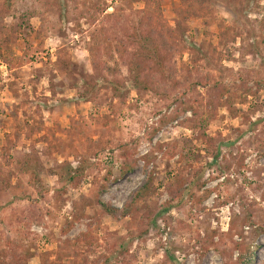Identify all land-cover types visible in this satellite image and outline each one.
I'll return each mask as SVG.
<instances>
[{
	"label": "rangeland",
	"instance_id": "obj_1",
	"mask_svg": "<svg viewBox=\"0 0 264 264\" xmlns=\"http://www.w3.org/2000/svg\"><path fill=\"white\" fill-rule=\"evenodd\" d=\"M251 3L250 30L216 1L13 0L0 10V167L11 171L10 184L0 182V264H161L167 253L178 264H237L236 244L250 245L252 264H264V0ZM145 8L174 45L181 84L169 99L140 94L122 59L110 58L122 23ZM97 42L119 68L124 98L85 86L96 76L89 49ZM211 77L228 90L219 105ZM182 93L203 113L152 134ZM124 152L136 165L122 175ZM28 157L39 163L47 199L18 169ZM60 165L86 168L67 182L53 172ZM109 172L102 199L117 207L153 173V192L133 217L102 211ZM179 175L194 184L172 198ZM38 215L43 223H32Z\"/></svg>",
	"mask_w": 264,
	"mask_h": 264
},
{
	"label": "trees",
	"instance_id": "obj_2",
	"mask_svg": "<svg viewBox=\"0 0 264 264\" xmlns=\"http://www.w3.org/2000/svg\"><path fill=\"white\" fill-rule=\"evenodd\" d=\"M198 3H204L205 1H216L219 5L225 8L233 17L236 22H238L242 27L251 29V22L247 17L248 11L252 10V0H248L245 7L237 5L234 0H196ZM13 0H0V10L2 12L9 11ZM109 16L114 13H108ZM137 21L129 24L125 21L122 23L123 27L121 30V38L119 39V45L117 46V55L110 56L111 59H116L120 57L122 62L126 64L128 75L132 81L133 87L140 93H146L148 91L154 94L160 95L165 99L172 97L170 90H177L179 87L180 79L178 76V68L174 61V45L167 37V29L163 24L162 20L158 18L149 8H145L143 15H138ZM101 29L103 32L106 31V27L102 25ZM102 43V42H101ZM100 43V44H101ZM99 42L93 47H90V52L93 57V67L96 71V76L92 77L89 82L85 83L91 93L100 90L101 88L110 89L114 97L124 98L128 93L127 85L124 81L118 79L117 74L119 68L110 65L108 60L102 58V49ZM195 59L194 61H196ZM5 62L10 66L11 58L5 57ZM108 73L113 76L109 77ZM188 74L191 77L193 75V68L188 70ZM187 74L186 80H189L190 76ZM214 82L215 77H211ZM201 77L198 75L196 77V84H201ZM176 92V91H175ZM227 88L223 87L219 81L210 83L209 93L212 97V102L220 104L221 100L227 94ZM88 97L87 100H89ZM174 98V97H173ZM172 98V99H173ZM175 106L170 114H165L160 118L159 125L153 128V133L159 131L163 126L178 120L182 115L187 112H191L192 115L199 116L203 113L201 110V103H198L192 99H187L183 96H178L176 94L173 102L168 105V108ZM191 121L190 117H186L179 121L182 125L187 124ZM200 136L207 140L209 144L213 142L212 137H208L205 132L200 133ZM208 138V139H207ZM124 162L123 166L120 168L121 174L124 175L127 172L133 171L136 165V160L128 157L129 153L124 152ZM147 159V158H145ZM146 162V167L148 166ZM18 169L20 171L26 172L30 175V183L39 189V194L41 197L47 199V190L40 180V167L36 159L32 157L25 158L23 160L17 161ZM86 166L78 165L75 168L64 170L63 165L59 168L53 169V172L58 174V176L67 181L72 182L79 178L80 175L84 173ZM198 169L191 168L195 174ZM10 172L6 174L5 170L0 167V181L5 187L10 184ZM111 172L105 177V182L102 183L99 193H98V203L101 206L102 211L116 220H122L128 217H133L139 209V204L142 202L150 193L153 192L154 188V175L149 174L147 181L134 193L132 194L130 200L122 207L114 206L109 202H105L102 199L104 194L107 181L110 179ZM196 183V179H194ZM193 181H190L188 177L179 175L175 182L173 190L171 191L172 198L181 197L187 190L189 185H193ZM187 185V186H186ZM210 190L205 193V197H208ZM39 200H35L34 204L38 205ZM44 216V215H43ZM32 223H43L42 215H38L37 218L33 219ZM124 240V239H123ZM236 249L238 250V262L237 264H252L253 256L250 250V245H240L236 244ZM161 264H178V261L174 254L167 253L166 258L162 260ZM228 264V263H227ZM229 264H232L229 262Z\"/></svg>",
	"mask_w": 264,
	"mask_h": 264
}]
</instances>
